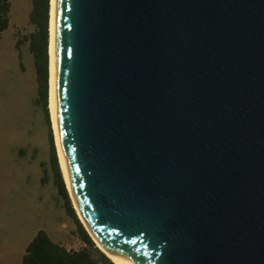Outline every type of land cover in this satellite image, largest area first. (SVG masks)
Wrapping results in <instances>:
<instances>
[{
	"label": "water",
	"instance_id": "obj_1",
	"mask_svg": "<svg viewBox=\"0 0 264 264\" xmlns=\"http://www.w3.org/2000/svg\"><path fill=\"white\" fill-rule=\"evenodd\" d=\"M52 61L66 181L117 264H264V0H54Z\"/></svg>",
	"mask_w": 264,
	"mask_h": 264
},
{
	"label": "rangeland",
	"instance_id": "obj_2",
	"mask_svg": "<svg viewBox=\"0 0 264 264\" xmlns=\"http://www.w3.org/2000/svg\"><path fill=\"white\" fill-rule=\"evenodd\" d=\"M10 2V26L0 41V264H12L40 229L67 248L81 245L54 185L48 125L34 104V58L28 44L17 48L15 43L18 32L22 37L34 30L29 22L32 2ZM41 163L49 170L46 185L41 183Z\"/></svg>",
	"mask_w": 264,
	"mask_h": 264
},
{
	"label": "trees",
	"instance_id": "obj_3",
	"mask_svg": "<svg viewBox=\"0 0 264 264\" xmlns=\"http://www.w3.org/2000/svg\"><path fill=\"white\" fill-rule=\"evenodd\" d=\"M31 2L29 22L34 30L22 37L21 33L18 32L16 46L19 48L23 44H28V49L33 55L37 82V96L34 99V104L42 109L48 125L50 163L54 185L58 196L63 200L67 215L75 223L76 230L74 234H77L86 247L77 251L68 250L61 242L54 241L45 230L40 229L27 246L22 264H117L98 248L96 242L79 219L64 180L49 107L51 0H31ZM10 9V0H0V41L3 33L10 26ZM19 58L21 60V53ZM41 167L43 168L41 183L46 185L50 180L49 170L45 163H41Z\"/></svg>",
	"mask_w": 264,
	"mask_h": 264
},
{
	"label": "bare ground",
	"instance_id": "obj_4",
	"mask_svg": "<svg viewBox=\"0 0 264 264\" xmlns=\"http://www.w3.org/2000/svg\"><path fill=\"white\" fill-rule=\"evenodd\" d=\"M53 11H54V0H51V12H50V103H49V107H50V111H51V120L53 122V129H54V134H55V142H56V147L58 150V156H59V162L61 165V169L63 172V176L66 182V185L68 187L67 181H66V176H65V172L63 169V165H62V161H61V156H60V152H59V147H58V142H57V137H56V132H55V126H54V121H53V115H52V105H51V82H52V71H53V61H52V23H53ZM69 189V187H68ZM72 201H73V205L75 206L77 213L79 214L80 218H82L81 213L79 212V209L76 205V202L73 198V195L69 189ZM83 219V218H82ZM94 238V241L96 242L97 246L104 252L106 253L111 259H113L110 254L105 250V248L103 247L102 243L94 236L92 235ZM114 260V259H113ZM115 261V260H114ZM116 262V261H115ZM117 263V262H116Z\"/></svg>",
	"mask_w": 264,
	"mask_h": 264
},
{
	"label": "crops",
	"instance_id": "obj_5",
	"mask_svg": "<svg viewBox=\"0 0 264 264\" xmlns=\"http://www.w3.org/2000/svg\"><path fill=\"white\" fill-rule=\"evenodd\" d=\"M4 34V33H3ZM15 43L17 44V39H16V41H15ZM17 47V46H16ZM42 179V178H41ZM64 226V225H63ZM63 226L62 227H60V230H61V228H63ZM39 231V230H38ZM37 234V233H36ZM36 234H35V236H36ZM35 236H33V238H31L28 242H26L24 245V248H23V250H20L18 253H17V255H16V257H14V259H11V262H12V264H22V261H23V257H24V255L26 254V249H27V246L30 244V242L34 239V237ZM56 242H61L60 240L59 241H56ZM62 243V242H61Z\"/></svg>",
	"mask_w": 264,
	"mask_h": 264
},
{
	"label": "built area",
	"instance_id": "obj_6",
	"mask_svg": "<svg viewBox=\"0 0 264 264\" xmlns=\"http://www.w3.org/2000/svg\"><path fill=\"white\" fill-rule=\"evenodd\" d=\"M84 247H86V245L83 242H81V245L79 247L77 246V247H73V248H68V250L77 251V250L82 249Z\"/></svg>",
	"mask_w": 264,
	"mask_h": 264
}]
</instances>
